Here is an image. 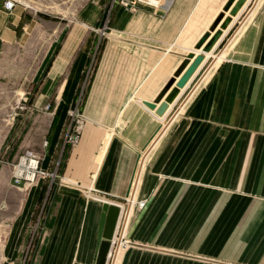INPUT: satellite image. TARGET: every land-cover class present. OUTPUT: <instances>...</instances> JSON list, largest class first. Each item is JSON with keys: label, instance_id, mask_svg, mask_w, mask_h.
I'll return each instance as SVG.
<instances>
[{"label": "crops", "instance_id": "0c3cea01", "mask_svg": "<svg viewBox=\"0 0 264 264\" xmlns=\"http://www.w3.org/2000/svg\"><path fill=\"white\" fill-rule=\"evenodd\" d=\"M229 1L121 6L79 97L89 48L77 57V46L66 42L58 50L54 36L40 66L47 67L48 88L16 113L8 139L17 133L19 151L32 147L43 169L62 176L47 188L43 179L30 190H0L6 196L0 264H94L103 203L126 199L150 153L145 174H161L156 191L166 193L167 174H176V193L192 196L178 208L187 213L183 225L192 242L177 246L185 252L175 255L176 264H264V0H246L231 16L236 0L225 12L232 21L164 115L146 105L170 94L176 83L168 89V82L182 77L187 56L198 52ZM24 17L0 7V53L22 45ZM62 76L68 86L57 92ZM72 109L85 125L80 141L67 146L62 139ZM0 174H9L8 167L0 165ZM12 191L23 201L10 202ZM149 254L130 248L118 263ZM157 258L168 259L151 260Z\"/></svg>", "mask_w": 264, "mask_h": 264}, {"label": "rangeland", "instance_id": "374dc122", "mask_svg": "<svg viewBox=\"0 0 264 264\" xmlns=\"http://www.w3.org/2000/svg\"><path fill=\"white\" fill-rule=\"evenodd\" d=\"M10 1L14 2L15 6L8 11H23L26 14L23 23L28 29L25 31L22 45H18L15 50H5L0 53V165L9 169V174H0V190L6 187L11 190H18L17 187L30 190L43 179L47 188L53 180L60 182L62 174L43 169L42 156H39L32 147H24L19 151L20 139L18 135L15 136L17 133L14 132L8 139L12 121L19 117L16 113L30 106L38 94L48 88V85L42 81L43 72L47 67H40L45 50L54 36L58 50L62 49L66 42L77 46V57L89 48L84 71L78 83L79 97L86 93L96 72L99 53L97 47L99 46L100 49L102 44L110 39L115 12L121 6L132 10L135 5L150 4L140 0H0V7L6 9V2ZM53 33L55 34L52 35ZM73 61L75 65V59ZM65 77L62 76L56 83L57 92L64 91L68 86L62 80ZM51 106L47 104L46 108L49 109ZM66 120L62 142L67 146L76 145L82 137L85 120L80 112L74 109L70 111ZM27 153L31 156H27ZM150 156L151 153L146 159L149 160ZM30 158L38 161L34 178H31L33 174H26V171L22 175L16 174L20 172L25 160L27 163L30 162ZM147 161L142 173L136 174L129 195L120 202L122 219L120 217L113 239L109 264H119V255L130 248L140 252L147 251L152 255L151 258L168 257V259L157 258L159 263L158 260H151L149 257H146L145 261L132 259L133 264H151V262L176 264L175 255H178V252H185L183 248L192 242L191 236H185V232L190 230V227L183 225L186 217L183 218L182 215L187 213L178 209L183 202L192 201V196L188 198L187 195L176 193V174H167L169 182L167 185L165 183V187L168 189L166 193H158L156 188L161 186V174H145ZM164 180L166 182V179ZM12 192L14 193L9 194L10 202L16 204L23 201V195L21 196L17 191ZM5 198V195L0 194V205ZM186 234L189 235L188 232ZM179 244L185 246L178 249Z\"/></svg>", "mask_w": 264, "mask_h": 264}, {"label": "water", "instance_id": "95a60500", "mask_svg": "<svg viewBox=\"0 0 264 264\" xmlns=\"http://www.w3.org/2000/svg\"><path fill=\"white\" fill-rule=\"evenodd\" d=\"M236 0H230L225 7V10L219 14L214 24L211 26L210 30L206 32L199 42L196 44L197 50H203V52H199L197 55L195 52H191L187 59L185 60L182 69L186 68L182 77L177 81L176 76L170 79L167 84V88L170 89L175 83V87L172 89L170 94L166 97V99L161 102L160 105L154 102L146 101V105L151 109L156 110L159 115H164V113L169 108V105L174 99L177 97L180 88L184 87L186 83L189 81L191 76L194 74L202 60L204 59V52H209L216 41L222 35L223 29L227 28V26L232 21L231 16L236 15L242 5L246 0H237L236 6L231 10V16L225 18V12L230 9L232 4ZM222 23V24H221ZM221 24V29L218 30L214 36L211 38V32L215 31L216 28ZM211 38V39H210ZM210 39V40H209ZM207 41H209L207 43ZM192 59H194L192 61ZM192 61V62H191ZM129 195V194H128ZM122 214V206L118 203H112L109 201H105L103 203V211L101 213V218L98 227V248L96 253V258L94 264H108L110 252L113 247V239L115 237L116 229L118 226V222L120 220Z\"/></svg>", "mask_w": 264, "mask_h": 264}, {"label": "built area", "instance_id": "2783aa9c", "mask_svg": "<svg viewBox=\"0 0 264 264\" xmlns=\"http://www.w3.org/2000/svg\"><path fill=\"white\" fill-rule=\"evenodd\" d=\"M149 4H158L160 0H140ZM15 4L14 2L10 1V2H6L5 8L7 10H12L14 8ZM71 139H73L70 136ZM27 156H31L30 153H27ZM28 159V158H26ZM38 168V161L35 159L30 158V162L27 163V161L25 160V162L23 163L22 168L20 169V172H17L16 174L22 175L24 174V171H26V174H36V169ZM30 169H33V171H29Z\"/></svg>", "mask_w": 264, "mask_h": 264}, {"label": "bare ground", "instance_id": "6f19581e", "mask_svg": "<svg viewBox=\"0 0 264 264\" xmlns=\"http://www.w3.org/2000/svg\"><path fill=\"white\" fill-rule=\"evenodd\" d=\"M197 50V49H196ZM198 52H195V51H192V52H195V54L197 55L199 52H203V50L201 49V50H197ZM204 53H206V55H207V52H204ZM177 78V77H176ZM31 178H34V175H32L31 176ZM122 215V214H121ZM120 221V220H119ZM119 223V222H118ZM118 227V226H117ZM114 239H115V237H114ZM111 254H112V251L110 252V256H111ZM109 259H110V257H109ZM109 264V263H108Z\"/></svg>", "mask_w": 264, "mask_h": 264}]
</instances>
